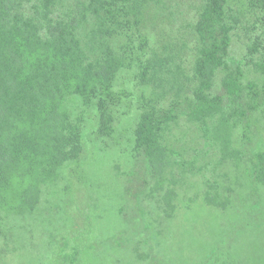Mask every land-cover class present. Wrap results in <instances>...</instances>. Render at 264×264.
Here are the masks:
<instances>
[{"label": "trees", "instance_id": "obj_1", "mask_svg": "<svg viewBox=\"0 0 264 264\" xmlns=\"http://www.w3.org/2000/svg\"><path fill=\"white\" fill-rule=\"evenodd\" d=\"M184 17L195 42L190 75L178 52L189 49V40L157 50L145 32L150 20ZM236 37L246 49L239 58L232 52ZM123 72L149 91L138 102L130 140L141 161L131 166L135 175L126 174L134 180L106 182V150L98 143L117 136L132 108L120 85ZM88 113L94 121L85 135ZM262 115L264 0H0V223L34 214L44 202L52 208L48 222L57 220L56 207L68 221L80 215L82 229L66 226L60 241L54 240L60 227L48 233L55 264H95L102 251H113L105 235L133 223L142 208L110 215L112 226H98L101 235L86 240L96 225L87 231L92 218L82 209L100 208L108 192L125 201L135 184L157 193L171 216L179 192L201 178L207 203L227 208L234 197L220 190L222 168L245 159L234 133L240 127L247 139ZM255 158L262 180L252 176L251 195L235 196L244 225L257 214L251 205L260 202L264 183V151ZM45 188L64 193L67 209L46 200ZM217 254L233 262L225 249Z\"/></svg>", "mask_w": 264, "mask_h": 264}, {"label": "rangeland", "instance_id": "obj_2", "mask_svg": "<svg viewBox=\"0 0 264 264\" xmlns=\"http://www.w3.org/2000/svg\"><path fill=\"white\" fill-rule=\"evenodd\" d=\"M184 4L187 7L194 2ZM186 17L173 23L155 20L151 23L150 20L147 22L148 27L145 32L151 38L150 46L157 50L181 38L184 41L189 40L187 44L189 49L186 47L178 52L179 63L186 75H190L196 54L195 42L190 40V34L184 27L187 23ZM240 39L235 38L232 50L236 58L246 52ZM120 85L129 93L128 100L132 108L131 112L119 121L120 131L117 136L98 143V146L106 150V152L102 151L105 155L103 160L105 159L106 162V182H112L113 179L119 181V178L134 180V177H129L136 174V171L131 170V166L139 167L138 162L141 161L133 158L134 145L130 143V140H132V129L136 125L138 102L141 95L148 96L149 91L147 88L138 87L130 72L120 74ZM89 115L88 113L87 116ZM91 116L87 118L85 135L89 134L87 132L90 131L94 121ZM127 118L131 121L129 125ZM254 125L256 126L252 128L247 139L242 138L243 132L240 127L234 133L235 146L240 151L243 150L245 159L239 162H227L222 168L223 176L219 178L220 190L234 197L227 208L207 203L203 194L207 187L201 178L196 182L194 180L188 189L179 192L175 199L176 209L171 216L167 214L166 206L161 204L159 200L161 198L157 193L149 196V193L144 192L145 188L140 189L135 184L125 201L108 192L103 195L104 204L100 208L86 205L82 213L89 212L92 218L91 222L86 224L87 231L96 225L86 240L95 239L96 235L97 237L101 235L99 231L97 233L98 226L108 227V229L112 226L110 215L118 213L122 218L126 211L133 212V206L138 205L142 208L138 214L134 213L133 223L124 227L122 231L115 228L113 232L105 235L110 244H107V249L113 251H102L103 255H97L95 264H119L118 262L123 264H227L225 260L221 261L218 257L217 253L220 252L221 255L222 249L232 255L231 264H264V183H259L260 202H253L251 205V208H257V214L254 218H250L246 225L239 223V206L235 204V196L240 199L251 195L252 176H257L259 181L262 180L259 173L260 164L255 163V156L260 151H264V115ZM181 129L183 131L189 129L185 118ZM176 135L179 136L177 133ZM252 139L254 144L251 143ZM140 178L143 177L140 176ZM144 180L143 178V183ZM129 181L125 180V184ZM50 193V189L45 188L46 200H52L54 204L58 202L60 206L67 209L68 206L61 200V197H65L64 193ZM112 205L115 208H111ZM109 206L110 208H107ZM50 208V203L44 202L34 214L12 215L0 223V264H55L54 243L48 233L60 227L61 231H55L54 236L55 241H60L61 233H68L66 226L75 224L77 229H82L84 218L72 213L73 222L68 221V215L60 207H56L58 218L51 223L47 219L52 209ZM120 233H122L121 236ZM90 243L94 244V241ZM99 249L102 247L100 246Z\"/></svg>", "mask_w": 264, "mask_h": 264}]
</instances>
